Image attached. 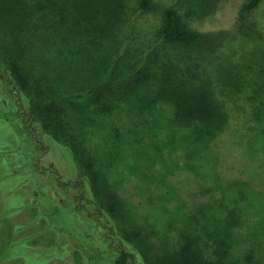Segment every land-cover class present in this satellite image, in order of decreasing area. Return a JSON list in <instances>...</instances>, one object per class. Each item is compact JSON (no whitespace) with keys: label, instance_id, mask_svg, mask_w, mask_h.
<instances>
[{"label":"rangeland","instance_id":"rangeland-1","mask_svg":"<svg viewBox=\"0 0 264 264\" xmlns=\"http://www.w3.org/2000/svg\"><path fill=\"white\" fill-rule=\"evenodd\" d=\"M170 2L127 0L125 22L117 34H105L103 38L97 34L101 31H95L98 27L83 29L74 40V55H58L63 41L55 12L38 20L42 26V33L37 32L39 39L30 35L26 38V69L37 87L33 96L65 105L66 120L70 122L66 132L80 129L77 139L94 156L110 190L120 197L125 216L110 218L116 228L113 232L121 235L124 229L140 226L147 234L141 243L156 251L173 252L194 240L213 261L225 258L227 264H264V152L254 142V131H259V125L252 113L241 114L228 107L231 128L207 148L209 158L212 156L216 162L211 172L206 165L198 164L205 141L197 137L192 126H182L175 120L169 103L154 99V75H149L144 86L139 80V72L150 64L165 66L178 70L177 75L184 79L209 77L219 95L222 78L233 77L237 69L236 62L227 55L240 41V32L233 31L220 52L202 58L195 51L169 45L159 30L162 8ZM242 2L206 0L205 16L191 20L192 25L204 32L234 30ZM249 19L264 38V0ZM25 103L9 79L2 81L0 106L6 117H11L14 110L26 115ZM108 106L115 108L111 112L100 111ZM0 119V164L2 152L8 160L12 158L6 155L4 146L14 147V140L22 142L25 136H34L32 149L37 148L40 170L53 189L60 191L61 185L68 184L59 199L65 203L71 199L75 205L80 192L72 187L80 171L64 136L57 142L27 118L17 132L13 118ZM20 148L22 155H28V146ZM4 176L2 171L0 187L4 191L13 189L9 185L15 186L20 180L14 177L6 186L2 182L9 181L8 174ZM9 199L4 203L13 202L16 206L20 201L11 196ZM49 202L53 209L52 200ZM70 209L66 207L51 215L49 222H67L71 228L74 217L68 215ZM28 213L23 220L31 219L32 214ZM105 217L104 222L111 224ZM180 231L197 238L190 239L193 236L189 235L181 241L176 238ZM13 234V221L0 212V264H22L13 255L18 251L25 264H83L76 253L50 258L37 252L35 248L45 246L35 239L12 246ZM111 242L114 250L122 249L118 248L117 238ZM130 242L131 248L137 249ZM138 248L142 250L141 246ZM64 251L65 247L58 254Z\"/></svg>","mask_w":264,"mask_h":264},{"label":"trees","instance_id":"trees-1","mask_svg":"<svg viewBox=\"0 0 264 264\" xmlns=\"http://www.w3.org/2000/svg\"><path fill=\"white\" fill-rule=\"evenodd\" d=\"M205 1L172 0L164 4L159 32L167 44L195 51L200 58L207 54H217L233 31L240 32V41L233 45L227 55L231 62H236L234 63L237 69L233 77L227 80L222 78L220 94H217V89L211 84L209 77L201 80L197 79V76L194 77L196 79H184L177 75L178 70L152 66L150 63L151 67L139 72V80L144 86L149 80V75H154L155 84L151 88L154 99L169 103L175 120L182 126H192L197 137L205 141L198 164L206 165L209 168H205L212 172L216 162L212 156L209 158L207 148L212 140L231 128L228 107L241 114L252 113L259 125V131H254V142L258 143L264 152V38L258 34L256 23L249 19L250 13L256 10L263 0H243L235 25L238 30L219 32L200 31L192 25L191 20L205 16ZM143 4L149 6L147 1ZM126 8L127 0H0V84L9 79L10 84L17 90V95L25 99L24 107H27L26 115H20L14 110L8 118L5 112H1L3 106H0V117L6 121L13 118L16 131L21 127L19 124L22 120L27 118L31 124L41 126L43 131L52 135L57 142L64 136L66 147L71 149L74 162L80 171L72 187L80 192V196L75 199L77 203L74 205L71 199L65 203L59 199V195L63 196L61 190L69 186L63 184L59 191L50 185L49 179L47 180L38 165L36 146L32 149L34 136H25L22 142L14 140V147L4 146L6 155L9 154L12 158L8 160L2 152L0 173L3 171L5 176L7 173L6 178L9 180L2 183L8 186L14 177L20 178L15 186L9 185V188L14 187L10 191H4L3 187H0V212L13 221L12 246L35 239L45 246L44 249L35 248L37 252H44L50 258H63L76 253L80 255L83 264H227L225 258L213 261L194 240L179 246L176 251L160 252L141 243L142 239L147 238V234L140 226L124 229L121 235L113 232L116 228L112 226L111 219L121 214L125 216L120 197L110 190L94 156L84 149L77 139L76 136H81L80 129L78 132V128L74 132H66L70 122L66 120L65 105L58 101L35 99L33 96L37 87L26 69L25 58L29 50L26 38L30 35L39 39L37 32L42 33V26L38 20L55 12L63 41V50H59L58 55H66L69 52L74 55V40L82 35L83 29L87 31L98 27L95 31H101L97 34L103 38L105 34L107 37L110 33L117 34L121 23L125 22ZM215 85L220 86L218 83ZM114 108L108 106L100 111L111 112ZM22 145L29 147L28 155L26 152L22 155ZM44 181L48 184L45 185ZM10 196L20 200L16 206L13 202L4 203L10 200ZM49 200L53 202V209L50 208ZM66 207L71 208L68 215L74 217L71 228L67 227V222H49L51 215L54 216L53 214ZM26 212L32 214L29 221L23 220ZM104 216L111 224L104 222ZM189 235L193 236L190 239L197 238L185 231H180L176 238L182 241ZM113 237L117 238L118 248L122 249L112 248ZM130 241L135 243L139 251L131 248ZM140 246L142 250L138 248ZM64 247L67 251L58 254ZM13 255L20 263L25 264L23 254L19 251Z\"/></svg>","mask_w":264,"mask_h":264}]
</instances>
